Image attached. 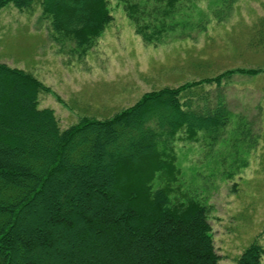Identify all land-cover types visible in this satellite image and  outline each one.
I'll return each mask as SVG.
<instances>
[{
    "label": "trees",
    "instance_id": "obj_1",
    "mask_svg": "<svg viewBox=\"0 0 264 264\" xmlns=\"http://www.w3.org/2000/svg\"><path fill=\"white\" fill-rule=\"evenodd\" d=\"M32 1L0 0V9L12 2L25 10ZM119 1L146 43L177 26L181 0ZM109 2L41 0L61 52L71 43L70 54L86 55L113 20ZM259 71L149 91L110 118L84 116L62 128L53 108L39 107L50 87L0 62V264H220L211 206L171 197L181 173L175 142L198 140L199 131L216 139L229 123L222 89L187 91ZM263 256L255 239L236 264Z\"/></svg>",
    "mask_w": 264,
    "mask_h": 264
},
{
    "label": "rangeland",
    "instance_id": "obj_2",
    "mask_svg": "<svg viewBox=\"0 0 264 264\" xmlns=\"http://www.w3.org/2000/svg\"><path fill=\"white\" fill-rule=\"evenodd\" d=\"M227 1L219 7L216 0H181L174 30L161 42L146 43L124 3L110 0L113 20L82 57L69 53L71 43L60 51L50 20L42 18L41 0L25 10L10 2L0 9V62L50 87L40 93L39 107L53 108L62 128L84 116L110 118L149 91L227 70L261 69L234 72L222 87L204 83L187 91L222 89L229 123L216 139L199 131L198 140L175 142L181 173L171 197L211 206L220 264H236L255 239L264 245V0Z\"/></svg>",
    "mask_w": 264,
    "mask_h": 264
}]
</instances>
